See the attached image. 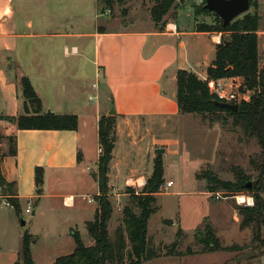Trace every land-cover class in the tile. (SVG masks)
I'll use <instances>...</instances> for the list:
<instances>
[{
	"label": "rangeland",
	"instance_id": "1",
	"mask_svg": "<svg viewBox=\"0 0 264 264\" xmlns=\"http://www.w3.org/2000/svg\"><path fill=\"white\" fill-rule=\"evenodd\" d=\"M109 1L111 2L108 3L112 5L106 4L107 14L100 17L96 15V0H14L13 2L14 18H18L22 29H27L29 20L34 24L33 30L40 28L42 23L39 21V15H45L47 18L56 15L63 20L56 29L55 25L48 23L43 25L44 32H47L43 37L25 38V53L20 55L25 77L30 78L34 83L38 96L44 99L45 105L54 104L59 114L90 116L93 113L91 109L96 107L107 106L110 109L113 107V95L110 94L107 86H101V91L97 89L101 77L97 75V65L94 63L95 39L89 36L96 26L104 25L108 29L136 31L148 29V25L153 22L151 8L155 5V0ZM182 4H189L194 9L201 5H198L197 0H181L179 6ZM255 9L251 5L248 12L253 13ZM199 17L201 22L207 23H215L218 19V15L212 11L200 13ZM113 19H116L115 25L111 24ZM54 30H68L75 33L67 38L69 48H72L73 44L79 47L84 44L86 51L81 48L80 54L65 55L62 38L54 39L49 36L55 32ZM83 33L88 35L83 36ZM17 57L20 60L19 55ZM260 66L264 68V51L260 56ZM4 71L8 72V70ZM14 71L16 70L12 72ZM242 83L232 89L239 95L238 103L242 99H249L252 94L251 91L242 92L240 89ZM175 86L176 82H174ZM18 90L19 95L21 93L20 99L15 98L16 94L13 97L14 93L11 90L10 93L7 91L0 77V116L18 117L22 114L25 99H23L21 82L18 83ZM14 98L18 105L17 109L13 104ZM34 107L31 106L32 111ZM141 122L143 125L146 123L145 120ZM6 131L4 126L0 127V134L4 137L14 134ZM155 132L161 134V138L166 140L169 146L168 151L161 154L164 158L165 183L156 195L157 210L150 217L148 229L150 244L159 256L142 264H264V226L260 230L254 225L242 226L243 218L238 209L254 205V193L246 190L226 192L221 189L211 192L208 186L209 179L203 176L207 172H212L223 181L235 182L239 172H242L248 176L247 181L253 186L260 177V170L256 165L260 162L261 148L257 138L235 125L233 117L227 113L211 112L205 116L182 112L174 114L169 120L168 129L161 131L158 127ZM138 134L144 135L141 131ZM96 141L97 131L91 129L86 143L93 152L97 148ZM1 142L0 152H8L7 139ZM75 146L71 155L74 154L76 159L80 155L81 159L78 161H81L82 150L77 147L75 150ZM165 146L161 147L167 148ZM156 155L157 153L150 149L145 158H139L142 160L138 167H134V161H138V158L136 160L134 157L128 171L130 174L136 173L140 176L149 175ZM16 159V156L7 155L2 162V169L3 164L16 162ZM97 165V161H84L79 171L82 181L77 182L79 184L74 183L76 186L72 189L63 190V196L60 198H44L41 203L42 213L40 211L35 215L32 212L28 213L27 199L21 200L20 214L14 207L12 210L4 209L1 212L4 222L15 218L19 229L28 232L36 240V244L32 247L36 264H47L45 258L48 255H66L75 249L72 227L82 234L85 243L89 244V239L91 241L87 226L82 220L88 222L95 217L94 213L98 206L95 196L97 187L92 181L95 180L93 174L97 171ZM43 168L45 171V167ZM123 169H126V166H123ZM51 179L55 180L54 173L47 177L46 183L44 180L47 187L45 192H48L50 185H54ZM169 180L173 181L170 187L166 185ZM261 181L264 185V177ZM44 183L42 187H45ZM127 189L128 187L126 194L122 196L111 194L110 191V199L114 207L109 223L112 239L115 238L116 228L122 222L123 207L130 201ZM217 192L222 194L221 198L216 197ZM69 194L74 195L73 206L67 204L65 196ZM262 195L264 197V190ZM243 199L246 201L242 202ZM36 208L38 211V207ZM79 211L82 219L64 222V217ZM22 219L26 221L25 224H22ZM206 224L211 225L218 238L217 249H210L197 236L198 229L203 230ZM72 242L74 247L71 249ZM20 245L21 240H19ZM7 247L9 246L4 245V248Z\"/></svg>",
	"mask_w": 264,
	"mask_h": 264
},
{
	"label": "crops",
	"instance_id": "2",
	"mask_svg": "<svg viewBox=\"0 0 264 264\" xmlns=\"http://www.w3.org/2000/svg\"><path fill=\"white\" fill-rule=\"evenodd\" d=\"M178 1L180 3V0ZM13 2L14 0H0V77L1 83L7 91L10 93L11 90L14 93L13 97L16 94L15 98L20 99L21 93L19 95L18 83L25 77L20 58L21 53H25L26 43L24 39L43 37L47 35V32L43 30L45 27L43 25L47 23L55 25L56 29L63 20L56 15L51 16V18L39 15V21L42 23L40 28L33 30L34 24L29 20L27 29H22L18 18H14ZM257 4L258 7L255 10L261 17L258 30L261 56L262 51H264V0H257ZM96 6L98 17L107 14L106 4L96 0ZM199 18V15H195L194 7L189 4H182L181 6L178 4L166 16L167 22L162 30L154 21L148 25V29L136 31L108 29L104 25L95 27L89 36L95 39L94 63L97 65V75L101 77V81L97 83V89L101 91V86H107L110 94L113 95L112 109L115 111L114 114H110L112 109L107 106L91 109L93 113L90 116L76 114L79 120L77 130L19 129L16 128L17 123L15 122L0 121V127L4 126V129L7 130L6 133L11 131L17 135L16 162L3 164V171L9 181H16L17 196L21 204V200L27 199V204L31 202L33 205L32 213L34 215L39 211L42 213L41 203L44 198H60L63 196V190L72 189L76 186L74 183L82 181L83 178L79 171L84 161H97L98 164L100 156L99 120L102 115H116L117 118V140L109 172L111 194L122 196L126 194V187L130 186L127 183L128 179L139 180L142 177L147 179L151 175L153 171L151 168L149 175L140 176L136 173L130 174L128 167L132 166L134 157L136 160L138 158V161H134V167H138L137 165L142 158H145L150 149L155 151L156 148L166 145L165 153L168 151L169 146L166 140H163L161 134H157L155 130L158 127L161 128V131L168 129L171 117L180 113L176 98L177 73L180 69H187L197 74L201 79H207V69L216 58L217 45L222 39L223 34L221 32L196 31V23L201 22ZM115 20L113 19L111 24L115 25ZM54 31L49 36L54 39L62 38L65 55L74 53L71 52L72 48L77 49L74 54H80L81 48L86 51L84 44L81 47L73 44L72 48H69L67 38L75 33L68 30ZM82 35L86 36L88 33ZM17 54L20 60H18ZM37 59L35 54V60ZM12 69L16 71L13 73ZM4 70H8V72L6 73ZM219 81L231 91L234 86H239L243 79L230 77L222 78ZM174 82H176L175 87ZM32 84L37 92L36 86L33 82ZM90 96L92 95L90 94ZM15 98L13 104L17 109L18 105ZM41 100L43 112L57 113L59 111L54 107V104L45 105L44 99L41 98ZM31 112V114L34 113L32 110ZM23 114H25V108L21 115ZM141 120L146 121L145 125L140 123ZM91 129L97 131V148L94 152L89 149L86 143ZM140 131L144 133L143 136L138 134ZM74 145H76L75 150L76 147L82 150L81 161H78V157L76 159L74 154L71 155ZM140 157L142 158L139 159ZM38 166L45 167V183L47 177L54 173L55 180L51 179L54 185L48 187V192H45L47 188L45 183V187L42 188H38L36 184L35 169ZM123 166H126V169L122 170ZM96 169H98V165ZM92 182L97 187L95 193L97 196L99 194L98 182L96 179ZM65 198L68 203L74 198V195L69 194ZM73 205L74 202L70 206ZM36 207H38V211ZM4 209L12 210L14 208L5 205L0 198V264H16L25 232L19 229L15 218L8 222L3 221L1 212ZM11 216L13 217V215ZM82 218L80 211L74 212L71 216L64 217V222H75L76 219ZM86 221L82 220V223L87 226ZM74 229V227L71 228L72 235ZM5 240L10 242L7 243ZM19 240H21L20 246ZM35 244L36 240L31 245L32 255V247ZM91 244L93 241L89 239L87 245ZM4 245L9 247L4 248ZM73 247L72 242L71 249ZM58 255H48L45 258L47 264H52L59 257Z\"/></svg>",
	"mask_w": 264,
	"mask_h": 264
},
{
	"label": "trees",
	"instance_id": "3",
	"mask_svg": "<svg viewBox=\"0 0 264 264\" xmlns=\"http://www.w3.org/2000/svg\"><path fill=\"white\" fill-rule=\"evenodd\" d=\"M109 4V0H100ZM121 1V0H118ZM181 1V0H180ZM206 1L195 8V15L211 12L205 7ZM178 0H155L151 8L152 20L162 30L167 22L168 13L177 7ZM256 9L257 0H250ZM260 15L257 10L247 12L228 25L218 16L215 23L197 22L195 29L200 32H221L222 39L217 45L216 58L207 69V79H201L194 72L180 69L177 73V104L182 113L206 115L208 113H227L233 117L234 124L241 127L247 134L255 136L259 142L261 152L260 162L256 165L260 170V177L254 185H248V176L239 172L237 181H223L212 172L203 176L208 178L210 191L221 189L223 191H252L255 203L252 206L239 207L242 215V226L254 225L260 230L264 226V68L260 66L259 53V23ZM230 77H241L243 83L240 87L243 93L252 92L249 99L239 102V109L232 111L217 104L220 101L212 91V82ZM25 114L16 116H0L1 120L17 123L19 129L41 130H77L78 116L76 114L61 115L43 112V103L38 96L31 80L28 77L21 79ZM31 106H35L31 114ZM227 118H224L226 120ZM7 139L8 152H0V185L3 194L11 206L20 214L21 203L17 196L16 181H9L2 169L4 158L18 153L17 135L4 137ZM117 140L116 115H102L99 120L100 156L98 169L93 174L99 185L98 203L93 220L87 222V229L93 244L87 245L79 231H74L76 247L70 254L59 256L52 264H142L159 256L150 244L148 236L149 220L156 212V195L165 183V167L163 155L157 154L154 159L153 171L141 189L128 187L130 201L123 207L122 222L116 228L115 238L112 239L109 223L114 211L110 199L109 172L114 157V148ZM78 159H81L80 155ZM256 161H254L255 164ZM35 180L38 188L44 183V168L35 169ZM181 233V231H179ZM197 236L201 242L210 249L219 248L218 238L210 224L204 229H198ZM34 238L25 232L16 264H35L31 245ZM264 244V242H263Z\"/></svg>",
	"mask_w": 264,
	"mask_h": 264
},
{
	"label": "water",
	"instance_id": "4",
	"mask_svg": "<svg viewBox=\"0 0 264 264\" xmlns=\"http://www.w3.org/2000/svg\"><path fill=\"white\" fill-rule=\"evenodd\" d=\"M205 7L216 13L222 20L223 24L226 26L237 19L239 16L247 13L250 10V0H205ZM217 104L228 108L232 111H237L239 109V103H230L225 101H217ZM114 109L110 111V114H114ZM52 113V112H48ZM166 149L164 147H158L155 149V153L163 154ZM251 185L250 183L248 184ZM26 221L22 219V224Z\"/></svg>",
	"mask_w": 264,
	"mask_h": 264
},
{
	"label": "built area",
	"instance_id": "5",
	"mask_svg": "<svg viewBox=\"0 0 264 264\" xmlns=\"http://www.w3.org/2000/svg\"><path fill=\"white\" fill-rule=\"evenodd\" d=\"M198 4H202L204 3V0H197ZM67 52H69V50H66ZM77 49L76 48H72L71 52H76ZM220 80V79H219ZM216 80L214 82H212L211 84V89L212 91L218 96L220 101H225V102H230V103H236L238 102V98L239 95L238 93L234 92V91H230L227 89L226 85L224 83H222L221 81ZM92 98V96H90ZM147 179L142 177L141 179H128L127 183L132 186V187H136V188H142L145 184H146ZM166 185L168 187L173 185V181L169 180ZM135 188V189H136ZM138 190V189H137ZM222 194H220L219 192L216 193V197L217 198H221ZM0 198L3 200L4 204L7 206H11L10 202L8 201V199L6 198V196L3 194V188L0 185ZM246 201V200H245ZM244 200H242V202H245ZM68 205H72L73 204V199L69 200ZM26 211L28 213L33 212V205L31 202H29Z\"/></svg>",
	"mask_w": 264,
	"mask_h": 264
},
{
	"label": "bare ground",
	"instance_id": "6",
	"mask_svg": "<svg viewBox=\"0 0 264 264\" xmlns=\"http://www.w3.org/2000/svg\"><path fill=\"white\" fill-rule=\"evenodd\" d=\"M244 199H245V198H244ZM244 199H243V200H244Z\"/></svg>",
	"mask_w": 264,
	"mask_h": 264
}]
</instances>
